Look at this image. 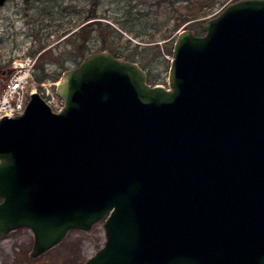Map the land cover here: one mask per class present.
I'll return each instance as SVG.
<instances>
[{
	"label": "water",
	"instance_id": "1",
	"mask_svg": "<svg viewBox=\"0 0 264 264\" xmlns=\"http://www.w3.org/2000/svg\"><path fill=\"white\" fill-rule=\"evenodd\" d=\"M7 0H0V7ZM184 30L169 87L109 51L0 120V238L32 258L104 221L85 264H264V0Z\"/></svg>",
	"mask_w": 264,
	"mask_h": 264
},
{
	"label": "rangeland",
	"instance_id": "2",
	"mask_svg": "<svg viewBox=\"0 0 264 264\" xmlns=\"http://www.w3.org/2000/svg\"><path fill=\"white\" fill-rule=\"evenodd\" d=\"M234 1L7 0L0 7V91L16 59L38 56L26 99L36 90L60 108L56 85L63 73L101 51L139 64L151 85L168 88L178 35L187 29L203 35V23ZM92 13L96 19L89 18ZM185 18L190 20L184 22ZM86 25L87 34L82 31ZM43 76L47 77L39 83L37 78ZM105 241L101 221L89 231L71 230L60 244L32 258V231L17 229L0 238V264H85Z\"/></svg>",
	"mask_w": 264,
	"mask_h": 264
},
{
	"label": "built area",
	"instance_id": "3",
	"mask_svg": "<svg viewBox=\"0 0 264 264\" xmlns=\"http://www.w3.org/2000/svg\"><path fill=\"white\" fill-rule=\"evenodd\" d=\"M38 56L16 59L5 89L0 91V120L13 117L24 111L30 80L33 76ZM51 103L52 101L49 100Z\"/></svg>",
	"mask_w": 264,
	"mask_h": 264
},
{
	"label": "trees",
	"instance_id": "4",
	"mask_svg": "<svg viewBox=\"0 0 264 264\" xmlns=\"http://www.w3.org/2000/svg\"><path fill=\"white\" fill-rule=\"evenodd\" d=\"M192 1H195V0H192ZM197 1H199V0H197ZM205 2H207L208 0H204ZM209 6V5H208ZM207 6V7H208ZM212 5H210L209 7H211ZM206 15V11H204L203 13H202V16H205ZM89 18L90 19H96L97 18V16H96V14H94V13H92V14H90V16H89ZM194 19V18H193ZM187 20H190V19H187V18H185V21L184 22H186ZM91 25H92V23H91ZM90 25H86L85 27L86 28H82V31H83V33L87 30H89V27ZM87 31L85 32V34H87ZM83 33H81V34H83ZM38 67V66H37ZM46 77L47 76H43V77H38L37 79V81L39 82V83H42L43 82V80L44 79H46ZM1 80H3V78H2V76H0V84H1Z\"/></svg>",
	"mask_w": 264,
	"mask_h": 264
}]
</instances>
